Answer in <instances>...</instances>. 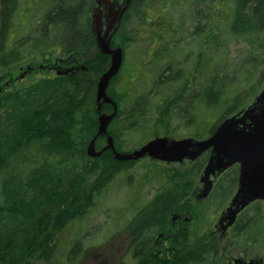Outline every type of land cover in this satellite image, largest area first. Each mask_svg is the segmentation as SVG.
I'll use <instances>...</instances> for the list:
<instances>
[{"label": "trees", "instance_id": "trees-1", "mask_svg": "<svg viewBox=\"0 0 264 264\" xmlns=\"http://www.w3.org/2000/svg\"><path fill=\"white\" fill-rule=\"evenodd\" d=\"M92 1L47 0L38 36L29 31L16 38L14 13L11 16L7 11L10 14L1 21L0 54L5 67L23 64L26 52L64 67L83 64L84 69L28 75L27 83L0 94V264H78L84 252L81 229L90 211L122 164L139 161L115 160L109 149L97 157L86 154V144L96 132V79L109 60L98 51L90 31ZM9 4L15 8L7 1L6 10ZM188 20L194 23L193 29L178 36ZM18 23L15 27H22ZM67 34L71 36L67 38ZM187 37L191 43L185 42ZM112 42L123 50L120 70L126 49L137 48V60L129 63L139 66L140 75L149 81L143 88L136 85L139 78L135 81L126 76L115 86L120 70L111 79L108 94L116 102L117 112L109 132L115 147L121 149L125 135L151 121H157L156 126L170 123L175 109L184 108L181 104L189 105L188 113L178 117L184 118L182 125L189 132L194 130V136L203 137L237 105H244L238 103L243 85L261 70L264 0H131ZM231 44H245L247 52L230 62ZM54 48L60 57L51 60ZM179 55L193 61L190 69L180 70ZM262 79L264 68L259 75V81ZM222 108L225 112L210 124L211 112ZM102 109L110 111L112 106L104 103ZM198 129H206L204 135ZM205 159L202 155L194 166L181 169L178 183L192 185ZM155 167L160 170L159 165ZM157 175L166 178V174ZM149 176L146 172L145 177ZM125 177L134 186L132 174ZM233 181L226 179V187L217 194L218 202L228 198ZM189 189L179 187L175 204L171 190L144 203L146 210L138 227H132L123 255L130 253L131 264H220L219 239L208 232L211 223L206 220L215 199L212 196L196 212L194 232L180 230L159 252L149 247L160 225L170 223L169 212L182 206L183 190ZM132 193L128 201L135 212L143 202L137 189ZM223 203L212 210L219 211ZM251 205L253 213L245 209L233 225L231 237L246 245H263L264 211L257 202ZM127 209L128 202L122 210ZM75 225L78 229L71 239L63 237ZM123 257L120 264H127Z\"/></svg>", "mask_w": 264, "mask_h": 264}, {"label": "rangeland", "instance_id": "rangeland-1", "mask_svg": "<svg viewBox=\"0 0 264 264\" xmlns=\"http://www.w3.org/2000/svg\"><path fill=\"white\" fill-rule=\"evenodd\" d=\"M45 5V4H43ZM42 5L36 6V10L32 9L31 12H29L23 4H19L18 13L14 19V27L12 28L15 34V37L20 39V36H25L27 32L33 33L34 36H38L40 25L43 23L41 22V15H42ZM150 12L155 10H149ZM27 15L26 17H23L22 15ZM155 15L154 13H150ZM18 21L21 22L22 27H15V24L18 23ZM23 21V22H22ZM190 20L188 22L184 23L182 31L177 34L178 36H184L187 35L188 32H190L193 27L194 23H192ZM19 24V23H18ZM70 34H67V38L70 37ZM14 37V36H13ZM186 43H191L192 40L187 37L185 40ZM116 44V43H115ZM139 44V43H137ZM118 45V44H116ZM193 45V44H192ZM55 50L51 53V60L55 59L56 57H60V53ZM136 47L130 46L125 51L124 56V63L122 66V69L120 70V75L118 81L115 83V86L119 85V82L124 79V77L129 76L132 80L135 79V81L138 79V83L136 85L142 86L143 88H146V86L149 85V81L145 78L144 75H140V67L136 65H130V63H133L134 60H137V55L135 54ZM135 51V52H134ZM247 52V46L245 44H231L229 47V57L230 62L233 60H237L240 55ZM27 59L23 62V66L26 64H39L40 62H46L43 61L41 56H30L28 53ZM9 57V56H8ZM49 57V56H48ZM263 58V57H262ZM178 62L180 63V70L184 71L186 69L191 68V64L193 61H185L183 55L177 56ZM141 61V59H140ZM144 61V60H142ZM130 62V63H129ZM9 67H3V69H13L16 70L15 72L19 71L20 65H10ZM18 66V69H17ZM264 68V61L263 65L258 69ZM247 69V68H246ZM38 68H35L33 70V76H37L38 74ZM260 70V71H261ZM260 71L254 73L253 78L249 81L248 84H244V92L240 94L239 98V104L244 105L238 106L232 113H228L229 116L236 112L237 110H240L242 107H245L247 104H249L253 99L254 96L264 88V80L259 81V75ZM47 73L48 75L53 74L52 71L50 72H43ZM189 73V72H188ZM187 73V74H188ZM143 77V79H141ZM28 80V79H27ZM258 81V82H257ZM262 81V82H261ZM261 82V83H260ZM252 87H255L257 89L255 92H252L250 89ZM182 107L180 110L175 109L174 113L175 115L170 119V123H162L158 126H156L157 121L150 122L148 125H144L141 129H137L135 132L125 135L124 139L120 142L121 143V149L122 151L132 150L134 148H137L142 142H144L145 139L151 138L155 135H165L168 137H182V136H192L193 133H195L194 130L192 132H189L190 128L185 127L183 124V120L179 119L178 117L182 114L188 113V107L189 105L181 104ZM225 108L223 109H217L215 111L211 112V115L209 117L210 124H215V122L218 120L216 119L220 115H222L225 112ZM190 111V110H189ZM172 115V111H170L169 116ZM225 116V117H226ZM224 117L222 118V120ZM221 120V121H222ZM219 121V122H221ZM207 123H209L207 121ZM202 129V126L199 127ZM197 130V133H202L204 135L205 130ZM192 133V134H191ZM196 134V133H195ZM209 134V133H208ZM207 133L205 135H208ZM194 136V135H193ZM99 145L100 142L98 143ZM143 165L146 166V169L143 168ZM156 165H159L160 170H156ZM123 167H121L119 172H117L114 176V178L110 181L107 191L103 192L101 196H99L98 200L96 201L95 208H93L90 212V217H88L86 223L82 225V240L84 244L82 243V248H84V252L82 254V257L78 264H120V261L126 252V247L128 242L130 241V235L132 233V227H138L139 221L142 218V214L145 212L146 209H144V206L148 201H150L154 196L156 195H162L165 196L166 192L172 189L176 188V179L173 178L172 174L175 169H181L185 168L186 165L178 166L177 163H170L166 164L163 162H155L151 161L149 159L141 158L137 163H124L122 164ZM175 168V169H174ZM125 172V173H124ZM148 173L150 176L145 177V173ZM132 174V181L134 186H131L126 183V175ZM157 174H166V178L162 179V177H158ZM156 175L157 178L153 179L152 176ZM196 177V181H197ZM140 192V202L143 207L136 210L135 212H131L130 210V204L131 200L128 201V196H131L132 190ZM168 193V192H167ZM133 194V193H132ZM213 199L212 203L209 205V213L206 215L207 222H210V228H213V225L216 221L217 216L221 212L219 211H213L217 205L219 206L223 201L225 200V196L221 198V202H218V196L217 191L214 190L212 193ZM127 198V199H126ZM229 198V197H228ZM227 198V199H228ZM184 199V198H183ZM224 201L221 206L222 209L225 208L226 204ZM128 202V209L123 212V207ZM151 202V201H150ZM145 203V204H144ZM198 204H201L200 202H197ZM217 206V207H218ZM138 207V208H139ZM253 205H250L248 208H246L248 211L246 213H253V209H251ZM220 208V209H221ZM262 208V207H261ZM144 209V210H143ZM196 212L195 217L192 219V223L190 224L189 233H191L196 226L198 225V221L196 220ZM134 223V224H133ZM78 225H75L71 227L68 231H65L63 234V237H66L71 239L70 236H73L77 232ZM214 229V228H213ZM155 236V233L153 237ZM165 243V242H164ZM161 244V243H160ZM159 245H153L155 249ZM220 244V264H225L223 262V258H238V259H261L264 261V246H249L246 245L243 241H238V239H235L234 237H229L227 239H221L219 241ZM255 256V257H254ZM257 257V258H256ZM125 262L127 264H131L133 262V258L131 257L130 253L123 257Z\"/></svg>", "mask_w": 264, "mask_h": 264}, {"label": "water", "instance_id": "water-1", "mask_svg": "<svg viewBox=\"0 0 264 264\" xmlns=\"http://www.w3.org/2000/svg\"><path fill=\"white\" fill-rule=\"evenodd\" d=\"M131 0H95L90 19V31L95 45L102 54L109 55L107 66L96 79L94 108L97 111L96 132L86 145V154L99 156L109 149L114 159L134 160L145 155L152 159L165 162H180L183 159L194 160L205 150L210 153L204 164L199 181L202 187L197 194L204 197L212 186L211 175L220 172L228 166L239 165L237 189L224 215L219 219L225 229L235 220L236 214L249 202L261 199L264 202V88L245 107L224 118L213 133L204 139L190 136L170 138L154 136L131 151L117 150L113 137L108 132V125L117 112L116 102L108 95L107 88L111 78L116 75L122 63V47L111 46L112 37L120 26L123 13ZM84 68L83 65H80ZM78 66H76V69ZM27 66L26 70H29ZM72 67L57 66V74H67ZM104 103H109L112 109L102 111ZM105 136V144L96 148V138ZM225 221V223H223ZM264 264L262 260L250 259L244 261L235 259V264Z\"/></svg>", "mask_w": 264, "mask_h": 264}, {"label": "flooded vegetation", "instance_id": "flooded-vegetation-1", "mask_svg": "<svg viewBox=\"0 0 264 264\" xmlns=\"http://www.w3.org/2000/svg\"><path fill=\"white\" fill-rule=\"evenodd\" d=\"M6 2L8 1L9 3L12 2V6H14L15 8H10V4H9V8L8 10H6L7 8L4 6L6 5V2H4L3 0H0V37L2 36V32H1V21L4 17H7L10 13L11 16L14 14L17 15L18 13V8H19V4H23V6L29 11L31 12V7L33 8L35 5L37 4V6H41L42 11L45 10V4L47 2V0H5ZM121 1V0H119ZM95 5V0L92 1V5ZM93 5V6H94ZM7 11H9L10 13H8ZM23 17L27 16L22 15ZM124 16V15H123ZM123 18V17H122ZM56 61V60H55ZM60 62V61H59ZM64 61H61L60 63L62 64ZM30 65V69L26 70V67ZM60 64L58 62H52L49 60V58L47 59L46 62H40L39 64H26L23 66V64H20L19 69L17 66V69L19 71L15 72L16 70L13 69H3L4 67V59L3 56L0 54V94H2L3 92L7 91L10 87H18L20 83L25 84L27 83V81L29 80V76L33 75V70L35 68H38L40 73L43 72H50V71H56L55 67L59 66ZM79 70V69H77ZM28 79V80H27ZM197 137V136H194ZM200 138L201 137H197ZM99 140H103V138L100 137ZM209 151L201 154L200 156H206L208 157ZM199 156V157H200ZM198 157V158H199ZM198 158L194 159V160H188V159H184L181 162H177L178 166H182V165H186L187 167H192L194 166L195 163H198ZM207 158L205 159L203 165L201 166L200 170L198 171L197 174V181L195 180V182L192 185H181L178 183V179H179V169H175L172 176L173 178L176 179V188L171 190V198L172 201L177 202V195H178V189L181 186V188H190L189 190H183V194L185 195V199H183L182 202V206L181 207H175L176 209L172 210L169 212L168 214V218H169V224H164V225H160V228L158 229V231L155 233V236L152 238V240L149 243V247L152 248V251H160L162 247H164L163 245H165L168 242L169 237L174 236V238L177 237L178 232L180 230H186L189 231L190 228V224L192 223V219L195 217V212L198 213L200 206L202 205L203 201L205 199H210L212 192L214 190L217 191V194L220 193L225 187V181L226 179L229 181H233V186L230 190V194H229V198L227 199V201L225 202L226 206L224 209H220L221 212L219 213V215L216 218V221L213 225V228L209 227V231L208 232H212L215 234V236L219 239V241L221 239H227L231 236V230L233 228V225L236 224V222L240 219V216L244 213L245 209L248 208L253 202H257L261 207L262 210L264 211V202L262 200H254L253 202L249 203L246 207H244L242 210H240L235 217V220L233 221V223L231 225H228L225 229L223 228V224H220L218 221L219 219L224 215V212L226 210V208L228 207V205L230 204V200L233 196V194L235 193L236 189H237V183H238V174H239V165L237 163L232 164L231 166L225 168L224 170L220 171V172H216L214 175H211L210 178L212 179V186L211 189L209 191V193L204 196V197H199L197 196V194L199 193L201 187H202V182L199 181V177L202 173L204 164L206 163ZM175 164V163H174ZM197 202H200L201 204H198ZM223 223H225V221H223ZM194 232V230L192 231ZM189 234V232H188ZM165 242V243H164ZM161 243V244H160ZM159 245L160 244V248H154L152 247L153 245ZM249 246H264L263 245H259L256 243H252V244H247ZM255 257V256H254ZM257 258V257H256ZM235 259L233 257H227V258H223V262H225V264H235ZM244 261H248L246 259H242ZM250 260V259H249ZM259 260V259H258ZM261 260V259H260ZM263 261V260H262ZM264 262V261H263ZM236 264H240V262L236 261Z\"/></svg>", "mask_w": 264, "mask_h": 264}, {"label": "bare ground", "instance_id": "bare-ground-1", "mask_svg": "<svg viewBox=\"0 0 264 264\" xmlns=\"http://www.w3.org/2000/svg\"><path fill=\"white\" fill-rule=\"evenodd\" d=\"M94 95H95V93H94Z\"/></svg>", "mask_w": 264, "mask_h": 264}]
</instances>
